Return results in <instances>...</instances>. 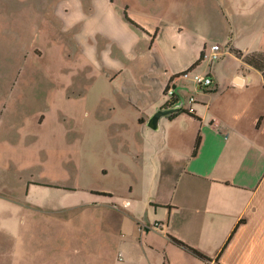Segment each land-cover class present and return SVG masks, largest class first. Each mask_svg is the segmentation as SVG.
<instances>
[{
  "label": "crops",
  "instance_id": "obj_1",
  "mask_svg": "<svg viewBox=\"0 0 264 264\" xmlns=\"http://www.w3.org/2000/svg\"><path fill=\"white\" fill-rule=\"evenodd\" d=\"M46 1L54 33L45 25L43 52L52 62L40 72L51 80L50 108L79 125V166L110 185L32 183L82 193L25 200L26 249L35 253L26 264H264V72L244 60L264 54V0ZM213 45L225 49L216 62L205 57ZM187 70L213 87L175 80L182 101L173 107L195 116L174 113L152 129L171 77ZM5 158L0 150L2 169ZM6 188L1 199L20 205ZM89 229L80 247L78 232ZM13 231H1L12 260Z\"/></svg>",
  "mask_w": 264,
  "mask_h": 264
},
{
  "label": "rangeland",
  "instance_id": "obj_2",
  "mask_svg": "<svg viewBox=\"0 0 264 264\" xmlns=\"http://www.w3.org/2000/svg\"><path fill=\"white\" fill-rule=\"evenodd\" d=\"M46 4V0H0V150L6 156L4 169L0 168V187L14 186L17 189L14 192L22 198L20 205H9L5 198L12 193L7 188L4 189L5 198L0 197L1 212L2 209L8 211L7 216H0V264H26L29 254H35L26 249L29 234L25 222L28 217L25 200H29L28 197L51 199L56 196L63 200L79 197V190H57L33 184L59 183L79 189L110 185L109 181L99 179L95 169L88 172L84 163L79 166L83 160L79 157V125L70 121L65 108H50L48 84L51 80L40 72V68L50 67L52 62L45 58L43 52V46H46L43 39L46 37L45 25L46 34L50 33L49 29L54 33V19ZM14 126L18 131H11ZM84 153L81 148V154ZM123 188L119 186L121 191ZM92 218L90 216V220ZM4 220L9 221V225ZM76 221L79 223L81 219ZM6 226L18 235V251L14 260L8 259L4 253L8 241L1 231ZM125 229H130L129 225L125 224ZM35 232L41 233L40 229ZM90 233V229L78 232L81 235L80 247L90 238ZM105 234H98L96 242L104 243L108 236L107 232ZM40 240L38 243H42ZM56 241L48 243L58 245ZM107 252L108 256L118 254L117 247ZM37 255L39 257L40 254ZM35 258L32 264H40Z\"/></svg>",
  "mask_w": 264,
  "mask_h": 264
},
{
  "label": "built area",
  "instance_id": "obj_3",
  "mask_svg": "<svg viewBox=\"0 0 264 264\" xmlns=\"http://www.w3.org/2000/svg\"><path fill=\"white\" fill-rule=\"evenodd\" d=\"M225 55V49H223L222 46L220 45H213L210 48V52L205 55L211 62H216L218 61L222 56ZM179 78H191L192 81L197 84L199 87L201 86H206L208 88L213 87V79L211 77H207L206 75H201L198 73L193 74L191 70H187L186 72H183L178 75H173L171 77V81L169 84L166 86V89L164 91V96L168 99L167 103L170 101L175 100L176 104L182 101V98H180L176 91L175 88L173 87V82ZM189 104L192 106L195 102L196 99L194 96L189 97ZM190 113L194 112L193 109L188 110ZM158 227L157 225H155ZM159 228V227H158Z\"/></svg>",
  "mask_w": 264,
  "mask_h": 264
},
{
  "label": "trees",
  "instance_id": "obj_4",
  "mask_svg": "<svg viewBox=\"0 0 264 264\" xmlns=\"http://www.w3.org/2000/svg\"><path fill=\"white\" fill-rule=\"evenodd\" d=\"M240 55H241V54H240ZM202 58H204L203 55H202ZM244 60H245L248 64L254 66V68H256V69H258V70L264 72V54H262V53L254 54V53H253V54L250 55V56H245V57H244ZM174 104H176L175 100L168 102V103L166 104V106H167L168 108H172V107L174 106ZM182 111H184V112H186V113H189L191 116H195V112H191V113H190L189 111L181 110V112H182ZM173 114H174V113H173ZM173 114H172V115H173ZM170 117H173V116H170ZM199 144H200V139L197 140V146H196L195 151H194L195 154H196L197 148H199ZM171 239L173 240V242H174L175 244H177L178 246H180V247L186 249V251H188V252H190V253H193V254H195L196 256H199V257H200L201 259H203V260H206V259H207L204 255H202L201 252H199V251H197V250H195V249H193V248L187 246V245H186L184 242H182L181 240H178V239H176V238H171Z\"/></svg>",
  "mask_w": 264,
  "mask_h": 264
},
{
  "label": "water",
  "instance_id": "obj_5",
  "mask_svg": "<svg viewBox=\"0 0 264 264\" xmlns=\"http://www.w3.org/2000/svg\"><path fill=\"white\" fill-rule=\"evenodd\" d=\"M181 110H182V106L172 107V108L166 107L165 109H161L160 111L158 110V112L154 116H152L149 123V127H151L152 129H158L159 127L158 124L162 117L169 116L173 113L175 114L179 113L181 112Z\"/></svg>",
  "mask_w": 264,
  "mask_h": 264
}]
</instances>
